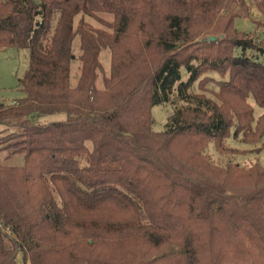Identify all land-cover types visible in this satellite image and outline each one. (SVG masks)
Instances as JSON below:
<instances>
[{"label": "trees", "instance_id": "1", "mask_svg": "<svg viewBox=\"0 0 264 264\" xmlns=\"http://www.w3.org/2000/svg\"><path fill=\"white\" fill-rule=\"evenodd\" d=\"M1 48L0 264H264V0H0Z\"/></svg>", "mask_w": 264, "mask_h": 264}, {"label": "rangeland", "instance_id": "2", "mask_svg": "<svg viewBox=\"0 0 264 264\" xmlns=\"http://www.w3.org/2000/svg\"><path fill=\"white\" fill-rule=\"evenodd\" d=\"M257 19V17H255ZM237 27L245 29L254 33L255 35H262L261 31L257 29L253 23V17L243 18L237 21ZM108 52H103L102 61L107 68L109 59L107 58ZM29 66V51L28 49H16V48H1L0 49V103L10 104L15 100L22 98L24 92L22 91L20 80L24 77L26 70ZM73 74L76 78L77 68L74 66ZM255 107V117L257 118L261 109L254 104ZM173 106L170 103H164L156 105L152 108V115L154 118L153 129L156 132H161L165 129V124L167 122V117L172 113ZM49 122L60 121L65 119V115H52L47 117ZM0 129H3L0 127ZM6 133V132H5ZM20 156H16L11 160V163H19ZM228 159V158H227ZM242 164L249 165L251 162L259 160L264 162L263 154L249 153L246 155H241L235 158ZM22 162V159L20 160ZM18 264H29L23 259L22 253L18 254Z\"/></svg>", "mask_w": 264, "mask_h": 264}, {"label": "water", "instance_id": "3", "mask_svg": "<svg viewBox=\"0 0 264 264\" xmlns=\"http://www.w3.org/2000/svg\"><path fill=\"white\" fill-rule=\"evenodd\" d=\"M212 40H215L216 38L215 37H211Z\"/></svg>", "mask_w": 264, "mask_h": 264}]
</instances>
